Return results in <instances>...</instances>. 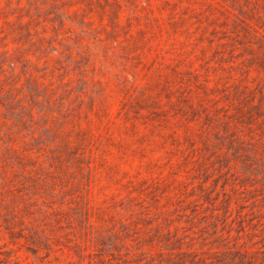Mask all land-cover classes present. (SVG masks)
Listing matches in <instances>:
<instances>
[{
	"label": "rangeland",
	"instance_id": "obj_1",
	"mask_svg": "<svg viewBox=\"0 0 264 264\" xmlns=\"http://www.w3.org/2000/svg\"><path fill=\"white\" fill-rule=\"evenodd\" d=\"M0 264H264V0H0Z\"/></svg>",
	"mask_w": 264,
	"mask_h": 264
}]
</instances>
